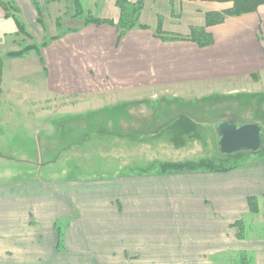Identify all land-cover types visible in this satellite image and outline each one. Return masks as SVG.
<instances>
[{"label": "crops", "instance_id": "0c3cea01", "mask_svg": "<svg viewBox=\"0 0 264 264\" xmlns=\"http://www.w3.org/2000/svg\"><path fill=\"white\" fill-rule=\"evenodd\" d=\"M8 1L17 6L19 12L15 13L19 18L25 11L29 13L32 24L40 25L43 33L45 18L42 16L39 21V8L47 13L51 6L65 1L77 7L76 13L70 15L80 19L74 26L38 44L48 43L39 47L42 59L36 50L22 57L7 55L9 59L23 61L12 70L19 74L14 77L18 84L26 79L23 64L27 58H33L32 67L44 75V88L32 86L34 89L25 90L27 95L42 93V97L17 99L23 101V108L31 109L26 106L35 107L42 101L64 104L63 113L51 117V123L79 121L87 126L85 130L91 131L90 125L104 120L103 126L107 123L113 129L104 135H111L121 132L118 127L134 126L132 121L137 117L134 106L142 104L139 100H147V112L158 119L171 113L169 103L182 104L184 98L193 102V98L214 94L229 97L245 93L252 97L264 93V5L257 11L227 16L223 22L208 25V13L226 11L233 8V3L144 0L139 21L146 28L136 26L127 30L119 40L118 29L113 24L84 23L89 13L117 23L121 10L116 0ZM129 1L134 4L139 0ZM24 24L31 34L29 26ZM193 27L211 34L213 44L202 47L192 40ZM159 32L173 38L163 39ZM10 35L20 34L0 3V40L5 42ZM34 51L36 55H32ZM1 73L4 79V62ZM0 92L4 94L2 85ZM40 118L33 121L40 122ZM67 129L61 131L73 134L79 131ZM61 131L54 135L58 134L59 138ZM49 134L44 133L45 138ZM21 139L26 140L24 136ZM117 163L116 168L106 167L111 169L107 175L94 177L105 178L104 197L112 205L106 211L108 235L98 229L96 232L101 234L91 239L95 231L91 221L87 220L85 226L78 224L79 217H66L65 230L74 232L70 234L67 230L65 235L70 234V249L79 251L76 253L83 260L81 264H237L241 263V255H246L251 264H264V163L250 162L222 173L165 174L127 172L123 170V162ZM20 174L26 180L32 175L29 170ZM75 181V186L83 182ZM29 189L23 191V200L18 192L12 198L19 213L20 206H26L27 213L32 215L36 214L37 201ZM118 198L119 204L113 200ZM250 198L258 199V213L250 210ZM31 217L30 221L34 222L36 216ZM239 222L243 231L247 228V234L240 233ZM86 228L91 232V242L86 237ZM47 234L52 236L51 231ZM104 238L108 240L107 262L102 260L106 246L100 239ZM49 249L54 254L58 251L55 246ZM65 263L63 259L59 263L47 260V264Z\"/></svg>", "mask_w": 264, "mask_h": 264}, {"label": "rangeland", "instance_id": "374dc122", "mask_svg": "<svg viewBox=\"0 0 264 264\" xmlns=\"http://www.w3.org/2000/svg\"><path fill=\"white\" fill-rule=\"evenodd\" d=\"M2 2L8 3L7 0H0V3ZM76 11V5L68 1L51 6L47 13L43 9L46 25L44 33L40 25L35 24V27L32 24L30 14L25 11L21 14V19L29 26L33 38L21 34L18 37L10 35L5 42L0 40V51H2L0 53L3 54L0 59L4 62L6 73L4 79L0 78V90L1 85L4 89V94L0 92L2 105L0 106V264H47V260L59 263L60 259H63L65 264H81L83 260L76 253L79 251L74 250L73 247L70 249L69 245L68 235L74 230L67 229L70 234L65 235L68 222L66 217L70 215L76 219L79 217L80 220L75 221L80 225H85L87 220L91 221V228L95 230L91 239L101 233L108 235L106 211L112 205L109 203V198L104 197L106 193L102 188L106 186L103 183L105 178H94L96 175H107L111 172L110 168H106L107 166L116 168L119 161L124 163V171L148 174L163 172L160 165L165 162L187 160L196 162L202 158H219L213 125L215 121L229 119L232 116L264 121V101H261L260 97H250L245 93L229 97L225 94L207 95L193 98L191 100H195L193 102H189V98H184L180 101L182 104L169 103L168 109L171 113L159 116L158 119L147 112L149 102L139 100L142 104L140 105L139 102V105L134 106L136 108L134 113L137 114L132 121V124L135 123L134 126L118 127L117 130L121 132L111 135H104L105 132L113 131L107 123L103 126L104 120L90 125L91 131L85 130L87 126H82L79 121L51 123L49 119L63 113L61 111L65 109L64 104L60 102L54 104L53 101H49L48 104V101H42L35 107L25 105L26 108L31 109L23 108L21 106L23 101L17 99L26 100L27 96L42 97V93L27 95L25 90L32 86L38 89L44 88V75L39 73L40 69L37 72L32 67L33 58H27L26 64H23L26 66L24 69L26 79L23 84H18L14 77L17 78L19 74H15L12 70L22 65L23 61L21 63L9 59L7 54L12 50L21 51L33 42L42 43L55 33L74 26L80 19L70 15H74ZM59 20L61 24H57ZM5 28L8 30L7 26ZM10 39L12 41H9ZM8 44L10 47H7ZM32 55H36V51ZM185 115L196 123L197 128H189L183 137L178 131L169 127L176 119ZM39 117H41L40 122L33 121ZM46 117L48 121L44 120ZM66 128L70 131V128H78L79 131L74 134L61 131V129L65 131ZM59 130L61 133L58 138V134H54ZM47 132L50 133L48 137L54 135V138H45L44 133ZM23 136L26 140L21 139ZM256 161L263 164L264 154L247 156L238 163L244 165ZM27 170L32 175L30 174L31 178L26 180L20 173ZM75 180L83 182H80V186H75ZM27 188H30L29 191L36 196L34 198L37 201L35 203L37 215L27 213L29 209H26V206H20L22 210L20 214L17 204L13 202L12 197L17 192L23 200V191ZM37 195L41 197L39 200ZM113 200L119 202V198ZM85 214L88 218L87 216L83 218ZM33 215L36 216L33 217L34 222L30 221ZM58 222L62 228L58 226ZM98 229L101 233L96 232ZM244 230L242 234L249 232L245 227ZM50 231L52 236L47 234ZM60 234H63L62 243L59 242ZM90 236L91 232L87 229L88 241ZM100 240V243L106 246L103 248L102 260L107 262L108 240L107 238ZM49 246H55L58 251L54 254Z\"/></svg>", "mask_w": 264, "mask_h": 264}, {"label": "trees", "instance_id": "16d2710c", "mask_svg": "<svg viewBox=\"0 0 264 264\" xmlns=\"http://www.w3.org/2000/svg\"><path fill=\"white\" fill-rule=\"evenodd\" d=\"M117 5L119 9L121 10V17L117 21V23L108 20V19H103L94 16L92 13L87 14L84 17V23L89 24V23H94L97 25L101 24H109V25H115L118 29L119 33V40L123 37L124 32L127 30L133 29L136 26L141 27V28H146L144 25H142L139 21V15L141 11L143 10V5H144V0H139L136 3H131L129 0H116ZM206 1H211V2H232L233 3V8L228 9L223 12H215V13H208L207 14V24L208 25H215V23H220L223 22L227 16H238L241 14H246L249 12H254L259 9L261 5H264V0H206ZM2 7L5 11V14L7 18L12 17L15 25L18 27V34H23L24 36L31 37L30 32L28 31L27 27L25 26L23 20L18 17L16 13L19 12L18 8L16 5L12 4L11 2L8 1V3L2 2ZM16 12V13H15ZM39 14L40 18L39 21H42V16L43 12L41 8H39ZM158 35L162 36L163 39H167L168 37H165L163 33H158ZM173 38V37H170ZM168 38V39H170ZM190 38L194 41H197L202 47H205L206 45H211L213 44L212 36L209 34L205 29L199 28V27H193L192 28V34ZM48 44L47 42H44L42 45L34 44L22 48L21 51H10L9 54H7L9 57H22V55L28 54L33 50H36L39 55L40 59L41 58V51H40V46H43ZM2 62L0 59V78H1V71H2ZM255 97H260L261 101H264V93H255L253 94ZM252 96V97H253ZM263 122L264 121H260ZM197 128L196 123L192 121V119L185 115L182 117H179L174 121V124H172L169 129L178 131L179 134H181L183 137L186 135L185 133L189 131V128ZM177 132V133H178ZM187 138V137H186ZM179 140V138H175V140ZM264 152L258 155H262ZM247 156H252V155H244V156H232V157H227L223 155H219V158H202L199 159L198 161H189L187 160L186 162H165L164 164H161L160 167L163 169L161 173H176V172H199V171H206V172H227V171H233V169L240 168L244 165L239 164L238 161L240 159H244ZM249 205H250V210L253 211L254 213H258L259 210V201L258 199L255 198H250L249 200ZM240 229V233L243 231V224L242 223H237ZM63 234H60L59 237V242H61ZM239 261L241 263L237 264H251L252 262L249 260L246 255H241Z\"/></svg>", "mask_w": 264, "mask_h": 264}, {"label": "water", "instance_id": "95a60500", "mask_svg": "<svg viewBox=\"0 0 264 264\" xmlns=\"http://www.w3.org/2000/svg\"><path fill=\"white\" fill-rule=\"evenodd\" d=\"M218 154L232 157L264 152V123L256 119L231 117L213 123Z\"/></svg>", "mask_w": 264, "mask_h": 264}]
</instances>
